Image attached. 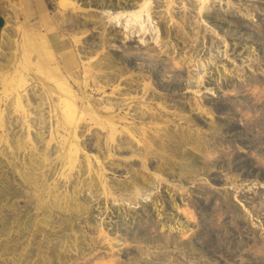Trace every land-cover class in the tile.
Wrapping results in <instances>:
<instances>
[{
	"label": "bare ground",
	"instance_id": "obj_1",
	"mask_svg": "<svg viewBox=\"0 0 264 264\" xmlns=\"http://www.w3.org/2000/svg\"><path fill=\"white\" fill-rule=\"evenodd\" d=\"M152 1L154 0H56V10H52L54 11L52 12L53 15L43 17L42 20L37 15L39 10L42 9L41 6L37 3L34 6L33 2L30 0H5L6 5L3 9L0 8V13H2L5 18V25L0 33V89H2L3 97H10L8 107L3 108L0 105V131H5L8 127L6 113L10 111L19 112V118L27 120L23 123L28 129V132L24 135V139L20 140V144L31 146L33 140L30 133L31 130L29 129L30 118L27 119L25 116L28 113L32 114V112L34 113V111L36 112L48 106L50 109H53L52 112L55 114L49 113L50 117L52 115L56 116L54 120L56 119V123L59 124L62 131H65L68 135L66 137L60 136L62 138L59 139L62 140L59 141V139H57L60 135L59 133H57L58 137L56 134L50 133L54 141H58L56 150L57 157L55 156V158L62 162L63 168L71 171L76 168L78 155L81 150L76 141L78 139L77 127H80L81 123L88 119H90L96 127L105 132V143H116L118 146L116 149L119 152H131L129 160L134 161V167H132L134 176H132L129 181L127 180V184L123 186L117 187L112 185V190L104 185L102 175L95 170V167L89 159H86V164L84 163L85 172L91 179L89 181H84L79 178L80 176L77 177L78 179L73 186L74 191H72L76 196L74 199L67 194H63L61 189H57L56 186L52 185V182L45 184L44 179V183L40 184L41 179L39 178L43 177L35 178L34 181L37 184L38 192L41 194L40 206L44 207L46 210L56 207L59 210L68 211L69 208L72 207L74 211H77L81 216L91 214V208L89 207L91 205L88 206L77 200L78 196H80L78 193L84 185L85 188H90V185H94L95 191L97 192L102 189L107 198L105 205H108L107 201L116 200L114 195L117 192L129 194L144 192L146 194L154 188L156 184L170 183L169 176L173 178L176 177V179L178 178L177 180L182 182L189 180L192 184L199 183L202 185V180H205L206 177L215 171L214 169L218 165L217 161L219 157L221 158L222 156L219 154L222 153L217 149V146L214 145L213 150H211L209 146L215 141L219 142L217 139L222 138L220 136L225 137L223 133L224 129L230 126L232 120H229L230 122L227 121L226 124H220L215 119H212V122H208L207 120L213 115L206 109H203L198 102L195 107L190 106V109L188 108L190 111L181 115L178 122L169 119V112H167L164 106L161 107V105H159V110L154 109V112L137 110L136 114L140 115L142 119H146L150 115L151 120H142V125H137L134 128L130 127L131 123L128 122L127 117L114 114V108L111 107L112 103L110 102L105 106H101V108L92 105L83 106V100L86 97L85 88L90 86L87 79L90 77V79H94L95 72L99 70L102 71L103 63H101L98 57H96L97 60L93 58L83 63L81 69L83 75L86 77V81L80 84L76 79V70L80 67V61L82 60H80L82 57L79 56L76 50L81 41L80 35L88 33L86 27L91 22L97 23L99 20L100 26L103 27L104 34L108 32V24L114 26L115 29H119L123 44L128 41L130 42L134 37L137 39L139 45L142 46L145 45V38L147 37L153 39V42L159 43L158 27L152 15ZM179 1L180 0H163L161 3H164L162 6L166 8L165 12L167 14H172L173 7H175ZM183 1L188 3V0ZM185 3L183 6L185 14L181 16L184 26L178 25L179 29L175 30L176 37L186 45V47L190 46V49H194L195 51H198L200 44L197 39L194 42V37L196 38L199 33H203L204 38L208 36L212 42H214L215 39L220 41V38L215 34H207L206 18L211 17L208 10V0H192L191 6L193 7V11L191 15H193V20L196 19L195 26L197 30L195 28H193L194 30L191 29L194 27V22H192V24L186 22V12L189 8L186 7ZM86 4L89 6H86ZM223 15L238 21V23L244 21L245 18V15L241 17L240 14L238 15L230 9L225 14H221L217 11L213 16L214 20L222 22L219 18H222ZM80 18L85 19V22H81ZM170 18H172V22L169 20V24L165 22L168 33H170V29L172 30V27L177 24L174 22V16H170ZM187 28L193 30L194 33L197 31L198 35L195 33V36L193 33L188 31L185 32ZM190 42H192L191 45ZM155 46L158 47L159 45ZM169 56L173 58V55L170 54ZM118 59L123 61L121 56H119ZM60 62L63 63V66H61ZM178 64L179 63H177V65ZM63 67L70 71L68 76L73 78L74 82L78 84V88L80 89L79 92L76 91L68 79L62 75ZM30 69L35 73V78H37L36 81L48 86L41 88L48 92H44L43 90V93L41 92L42 94L39 93L40 95L34 90L31 93L33 99H30V96L28 97L22 94L29 85L30 78L28 75ZM73 69L76 70L73 71ZM225 70L227 72V69ZM240 79L237 81L234 79L232 81L233 84L234 81H236V86H241L242 90V92L239 90L241 93L238 94V98L235 97L234 99L237 98L236 100H239V97H241L248 105L253 104V107L264 106V97L260 96L251 85H244V81H242V83ZM205 84L206 83L201 79L193 83L184 80L182 82H174L169 88L172 90L173 98L181 93L187 96L191 93L194 98L198 99V97H202L206 95V93H208V95L212 94L209 92L210 89H206L207 92L202 91ZM234 86L231 85V87ZM122 95L124 94L122 93ZM34 99L36 100L35 102H33ZM50 100H52L51 103ZM237 102L238 101L235 102V100H232L229 107L232 109L237 106L238 115L240 113L241 117H243L241 121L243 123L245 122L246 126L249 123L257 125L262 122L264 119V110H261V112H259L260 110L254 111L256 114L253 116L247 114L245 117L243 114L245 105H242L244 103ZM81 103L82 106H80ZM260 109H262V107ZM197 110L200 111L199 117L197 116L195 119H192V114ZM182 117H185V119ZM182 120L185 121L179 123V121ZM202 124H205V126L208 125L206 131H203V129L200 130L201 127L194 129V125L201 126ZM120 137L122 138L117 140ZM1 141L4 142L0 137V142ZM100 149L102 150V148ZM113 156V154L109 153L106 159L112 158ZM48 158L54 157L45 152L42 153L41 156L34 155L31 158L28 165L33 174L37 175V172L44 174ZM114 167L121 168L123 166L122 164L116 163ZM104 169H106V167H104ZM224 175L225 178H219L225 182L224 186L229 190H235V195L231 198L232 201L238 202L244 208V213L251 214L255 207L252 210L250 208L248 209V207L244 205L246 202L243 203V201L240 200L241 195L239 196V194L247 192L244 185L239 184L241 179H239L240 175H229L228 173ZM206 183L208 182L206 181ZM247 185L249 184L247 183ZM258 186L264 188V185L258 183L251 188L248 186L249 189L247 188V190H255ZM163 192L165 194H163L164 197L167 196V200H165L164 203L165 208H163L166 212L165 216L159 213L161 209L157 210L154 207L139 212L135 211L131 206H126L114 211L111 216V223L106 227L105 223H102L104 219L99 217L102 216L101 213L97 215L95 219L97 224L91 225L90 220L87 221L90 229H93V234L89 235L90 233H87L89 239L87 242L85 240L88 248L84 246L83 240L80 239L81 233L72 227V233L74 235L72 243L69 244V239H66L62 251L59 250V252L56 251L53 254L50 251L47 252V254L45 253L44 257L47 264H176V259L170 255L172 253L178 252L183 255L199 254L197 249L192 246V243L191 245H186L187 249L180 248L179 246V243H181L183 247V242H191L189 236L191 229L186 227V222L182 221L181 217L178 218V214L179 216L183 215L184 218H187L188 222L196 220L192 211L180 212L182 209H180L176 201L179 199L183 202V191L178 189L177 192H170L166 189ZM227 200L228 198L226 201ZM169 210L170 212L173 211L178 214H172ZM107 211L108 209H106L105 215ZM98 220H101V222L98 223ZM41 222L42 219L39 220V223ZM44 223L45 221L43 220V224ZM14 227L15 225L9 228V234L1 232L0 235H4L5 237V235L8 234V240L12 239ZM17 227L19 226L17 225ZM25 229L29 235L35 234L36 227L34 224L32 225V231L30 224H26ZM176 234H179V237L176 236ZM169 244H173L175 247L170 249ZM39 249H41V247ZM0 252V259L2 257L1 255L7 253V255H11L10 259H12L14 263L16 262V249L11 251L9 246L4 244L0 245ZM193 258L195 257L193 256Z\"/></svg>",
	"mask_w": 264,
	"mask_h": 264
},
{
	"label": "rangeland",
	"instance_id": "obj_2",
	"mask_svg": "<svg viewBox=\"0 0 264 264\" xmlns=\"http://www.w3.org/2000/svg\"><path fill=\"white\" fill-rule=\"evenodd\" d=\"M262 1L264 2V0H208V10L211 17L206 18L207 34H215L220 38V41L215 39L212 42L208 36L204 38L203 33L198 35L196 31L195 33L198 35L196 36L193 32V28L197 30V27L195 26L196 19L193 20V15H191L193 11L192 0H188V3L180 0L173 7L172 14L165 12L166 8L162 6L164 3H161L163 0L152 1V15L158 27L159 43L153 42V39L147 37L145 38V45L142 46L139 45L134 37L130 42L123 44L119 29H115L114 26L108 24V32L104 34L99 20L97 23L91 22L86 27L88 33L80 35L81 41L76 50L79 56L82 57L80 60H82L80 61V67L77 70L73 69V71L76 70V79L80 84L86 81L81 69L83 63L96 57L103 63L102 71L95 72L94 79H90L91 77L87 79L90 86L85 88L86 97L83 100V106L92 105L101 108V106H105L110 102L112 103L111 107L114 108V114L127 117L128 122L131 123L130 127L133 128L137 125H142V120H151L150 115L148 118L142 119L140 115L136 114L137 110L154 112V109L159 110V105L167 109L168 114H170L169 119L177 122L179 117L190 111V106L195 107L197 102L203 109L213 115L207 120L208 122H212V119H215L220 124H226L227 121L232 120L230 126L224 129L225 137L217 139L219 142L215 141L209 146L211 150L214 149V145L217 146V149L222 153L219 155L222 156L217 161L218 165L214 169L215 171L206 177L205 180H202V185L199 183L192 184L189 180L182 182L177 180L178 178L176 179V177L169 176L170 183L156 184L146 194L144 192H136L134 194L117 192L114 195L116 200H109L110 203L107 201L108 205H105L107 198L102 189L97 192L95 191V186L90 185V188L82 190L77 200L88 206L91 205L89 206L91 214L81 216L78 223V227L85 232L84 246H88L86 243L89 239L87 233H90L89 235L93 234V229H90L87 224L88 220H90L91 225H95L97 224L95 222L97 215L102 213V216L99 217L104 219L102 223H105L107 227L111 223V216L114 211L126 206H131L135 211L139 212L154 207L157 210L161 209L159 213L165 216L166 212L163 208H165L164 203L167 200V196L164 197L163 191L167 189L170 192H177L180 189L183 191V202L179 199L176 201L180 209H182H179L180 212L192 211L196 220L188 222V219L184 218L183 215L179 216L177 212H170V210L169 212L178 214V218L181 217L182 221L186 222V227L191 229L189 232L191 234H189L191 242H183V247L179 243L180 248L187 249V246L192 243V246L197 249L199 254L183 255L178 252L172 253L170 255L176 259V264H264V199H262L264 198V188L258 186L255 190H250L252 192L247 190L248 186L251 188L258 183L264 185V119L262 120L263 123L260 122L257 125L249 123L246 126L245 122L241 121L243 117H241L240 113L238 115L237 106L232 109L229 107L232 100L238 101L237 103L243 102L244 104L242 105H245L243 110L245 117L247 114L253 116L256 114L254 111L260 110L259 112H261V110H264V106L253 107V104L248 105L241 97L236 100L242 90L241 86L237 87V83L235 84L241 78L243 80L240 79V81H244V83L242 82L244 85H251L260 96L264 97V10H262L264 9V3ZM55 2L56 0H46L47 7L51 12L56 10ZM184 3L189 8L186 12V22H190V24L194 22V27L191 28L193 30L187 28L185 32L188 31L196 36V38L194 37V42L197 39L200 44L198 51L191 50L190 46L186 47L176 37L175 30L179 29L178 25L184 26V22L181 19V16L185 14L183 11ZM5 5V0H0V8L3 9ZM86 6L89 5L86 4ZM230 9L234 13L240 14L241 17L245 15L244 21L238 23V21L224 15L219 18L222 22L214 20L213 16L217 11L225 14ZM170 16H174V22L177 24L168 33L165 22L167 23L168 20L172 22ZM80 21L84 23L85 19L80 18ZM4 25L5 18L0 13V33ZM191 44L192 42H190ZM155 45L159 46L156 47ZM170 54L173 55V58L169 56ZM119 56L122 57L123 61L118 59ZM177 63L179 64L177 65ZM60 64L63 66V63L60 62ZM225 69H227V72ZM69 72L64 67L62 68V75L79 92L78 84L74 82L73 78L68 76ZM28 77L30 78L29 85L22 94L28 96V93H32L34 90L38 94H42L44 89L42 90L41 88L47 85L36 81L35 73L31 69ZM200 79L206 83L202 91L207 92L206 89H210L211 95L206 93V95L197 99L191 93L188 96L181 93L173 98L172 90L169 87L174 82L187 80L193 83ZM234 79L237 80L233 84L232 81ZM231 85L235 86L231 87ZM116 89L119 90L117 91ZM44 92L48 91L44 90ZM122 93L126 96L122 95ZM235 97L237 98L234 99ZM35 101L34 99L33 102ZM9 103L10 97H3L2 89H0L1 107L6 108ZM80 106H82V103ZM261 107L262 109H260ZM51 109L45 106L48 122L44 127L43 148L49 146L51 155L55 158L58 141L56 139L54 141L50 133L52 132L56 136L59 133L60 135L58 134L59 137L57 136V139L62 138L60 136L66 137L68 135L65 131H62L60 125L56 123V119L54 120L56 116H54L53 109ZM49 113L54 114L52 115L53 117H50ZM8 114H11L10 120L13 122L20 115L19 112L12 111L7 112L6 116ZM30 115L29 113L26 114L25 118L29 119ZM199 115L200 111H195L192 114V119L199 117ZM182 118L185 119V117ZM26 121L24 119V122ZM183 121L185 120L179 121V123ZM198 127H201L200 130L203 129V131L208 129V125L205 126V124L201 126L194 125V129H198ZM77 128L78 139L76 141L81 150L78 155L76 168L73 171L65 169L62 162L55 158L54 162H57L53 165L50 182L53 184L54 182L59 183L63 189L67 187L72 192L73 186L78 179L74 180V175H79L82 180L89 181L91 179L85 172L84 166V163L86 164L85 160L89 159L95 170L102 175L104 185L110 189H112V185L119 187L127 184V180L129 181L134 176L132 173L134 161L129 160L131 152H119L116 149L118 147L116 143H105V132L96 127L90 119L83 121L80 127L78 126ZM14 131V137L19 138L21 126L14 125ZM4 132V130L0 131V137L3 141ZM61 140L59 139V141ZM4 146L7 148L5 143ZM133 146L136 147L135 145ZM109 153L114 156L106 159ZM116 163L122 164L123 167L115 168L114 164ZM227 173L229 175H240L239 184H243L247 191L244 194H239V196L241 195L240 200L243 203L246 202L244 205L248 209L252 210L255 207L253 209L254 212L252 211L251 214L244 213V208L238 202L232 201L231 198L235 195V190L227 189L224 186L225 182L219 179L225 178L224 174ZM24 189L26 187L22 185L20 180L16 182L14 180L13 188L10 192L16 195L14 200L19 210H23L26 206V203L19 198ZM227 198L228 200L226 201ZM106 209L108 211L105 215ZM100 222L101 220H98V223ZM8 234L5 235L6 238L4 235H0L3 238H0V245L6 239L8 240ZM176 236L179 237V234H176ZM173 247H175L173 244H169L170 249H173ZM5 254H3L4 256L1 255V259L8 257Z\"/></svg>",
	"mask_w": 264,
	"mask_h": 264
},
{
	"label": "water",
	"instance_id": "obj_3",
	"mask_svg": "<svg viewBox=\"0 0 264 264\" xmlns=\"http://www.w3.org/2000/svg\"><path fill=\"white\" fill-rule=\"evenodd\" d=\"M31 95V93H28V97L30 96V99H33ZM42 109L36 112L34 111V113L32 112L30 115L29 125L33 140L31 146L20 144V140L24 139V135L28 132V129L23 123L24 119L18 117L15 122H13L10 120L12 117L11 114L6 116L8 117V127L4 132V142H0V233H8L9 228L15 225L12 231V233L14 232L12 235L13 238L9 240L6 239L2 245H8L11 251L16 249L17 255L15 256V263L10 259L11 255L8 254V257L0 259V264H47L44 257L45 253L47 254V252L50 251L53 254L56 251H62L66 239H69V244L72 243L74 238L72 227L81 233L80 239L84 241L85 232L78 227L81 214L74 211L72 207H70L68 211H64L56 207L46 210L44 207L40 206L41 194L38 192L37 184L34 179L43 177L39 178L41 179L40 184L44 182L45 184L49 183L55 163L54 158H48L45 165L46 170L44 174L41 173L42 176L39 172H37V175L33 174L28 165L34 155L41 156L42 153L45 152L51 155L49 147L46 149L43 148L44 127L48 120H46L45 108ZM14 125L21 126L19 138L14 137ZM223 133H225V130ZM220 137L223 138L224 136ZM4 143L7 145V148L4 146ZM77 177H79V175H74L73 179L76 180ZM14 180L15 182L20 180L22 185L26 187L19 197L26 203L23 210L18 209L14 200L16 195L10 192L13 188ZM52 185L56 186L57 189H61L63 194H67L73 199L76 198L74 193L70 192L67 187L63 189L59 183H54ZM84 188L85 185L82 186L81 191ZM80 192L78 194H80ZM41 219L42 222L39 223ZM43 220L45 221L44 224ZM26 224L31 225V231L32 225H35L36 229L34 235H29L27 233L25 229ZM17 225L19 227H17ZM38 247H41V249Z\"/></svg>",
	"mask_w": 264,
	"mask_h": 264
},
{
	"label": "crops",
	"instance_id": "obj_4",
	"mask_svg": "<svg viewBox=\"0 0 264 264\" xmlns=\"http://www.w3.org/2000/svg\"><path fill=\"white\" fill-rule=\"evenodd\" d=\"M30 1L33 2L34 6H35L36 3L41 6L42 9L39 10V12L37 14L38 17H40L41 20L43 19V17H47V16L52 15V12L47 7L46 0H30Z\"/></svg>",
	"mask_w": 264,
	"mask_h": 264
}]
</instances>
